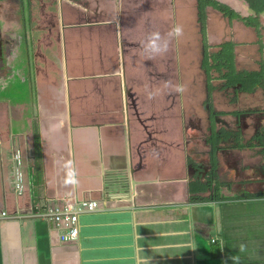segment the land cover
I'll use <instances>...</instances> for the list:
<instances>
[{"label": "crops", "instance_id": "1", "mask_svg": "<svg viewBox=\"0 0 264 264\" xmlns=\"http://www.w3.org/2000/svg\"><path fill=\"white\" fill-rule=\"evenodd\" d=\"M148 2L0 0V264H264V164L207 144L197 0L176 38ZM69 199L100 204L76 242L31 217Z\"/></svg>", "mask_w": 264, "mask_h": 264}, {"label": "flooded vegetation", "instance_id": "2", "mask_svg": "<svg viewBox=\"0 0 264 264\" xmlns=\"http://www.w3.org/2000/svg\"><path fill=\"white\" fill-rule=\"evenodd\" d=\"M216 1L238 13L242 20L238 18L231 19L214 7L207 6L206 31L209 23L208 10L212 8L218 11L222 20L226 21L229 26L237 24L239 27H243L247 33L250 32L248 35L253 33L257 37L262 36V31H264V0H236V3L222 0ZM240 10L247 14H242ZM213 16L215 15L210 17L211 22H215ZM256 20L260 24L259 28L250 25V23H255ZM225 42L234 43V72L229 70L218 71V61L213 59L208 61L207 68H203V61L206 54L209 53L208 49L205 50V47L203 51L201 67L207 87L204 109L208 112V128L214 127L218 129L217 132L212 129V136L208 138L209 141L207 139V144L212 149H221L222 152L226 151L229 162L255 159L264 164V42L260 40L257 42L261 56L258 59L259 61L257 60L255 64L246 63L242 65L240 64L241 62L238 63L237 61L236 47L239 44L232 40ZM207 45L209 48L208 42ZM214 53L216 52H212V54ZM242 61L249 60L242 58ZM215 82L216 85L214 84ZM215 90L219 92L216 99H214ZM215 139L221 143L222 147L214 145ZM241 152H248L249 154L242 158L239 155ZM210 155L212 163L210 174L212 175L211 177H215L216 175L214 174L217 173L218 168V157L215 156L213 150Z\"/></svg>", "mask_w": 264, "mask_h": 264}, {"label": "rangeland", "instance_id": "3", "mask_svg": "<svg viewBox=\"0 0 264 264\" xmlns=\"http://www.w3.org/2000/svg\"><path fill=\"white\" fill-rule=\"evenodd\" d=\"M147 2V0H145ZM150 2H148V5H145L143 8L146 10L149 9H153V10H157V17L159 19V24L161 29H163V31L170 33V31H172V27L173 30L175 29V25L173 24V10H172V6H171V2H169V0H157L156 2L152 3L151 0H149ZM222 1H226V2H232V3H236V0H222ZM187 4V3H186ZM148 7V8H147ZM239 10V9H238ZM240 12L244 15H246V12H243L240 10ZM148 14V18H150L151 16V12H146ZM208 15L213 16V18L215 19V22H210L209 24V33L211 36H214L215 33H220V37H223V40H226L228 37L230 38V36H233V32L236 33L237 35V39H241L240 42V46H241V51L242 52H247L248 53V57H249V61H242V59L240 60V64H246V63H252L255 64L257 62L258 59H260V53L258 51V45L257 42L260 40L261 42H264V31H262V36L261 37H257V35L251 33V35H248L249 33L245 32L243 27H239L237 24H232V25H228L226 23V21L222 20L221 15L218 13V11L210 8L208 10ZM210 16V17H211ZM182 20V21H181ZM217 20V21H216ZM182 25H183V32L186 34V36H188L192 31H191V27L195 29V24H192V20H190V18L188 17H184L182 19H180ZM221 22L223 23L222 25ZM199 23V22H198ZM199 28H200V35H201V39H202V46L205 47V43H204V39H203V35L201 33V25L199 23ZM218 31V32H217ZM207 32V31H206ZM207 33H206V37H207ZM239 36V37H238ZM225 37V39H224ZM174 38L175 37V32H174ZM208 40V39H207ZM223 40H221V42H223ZM228 40V39H227ZM171 41H173V38L171 39ZM208 42V41H207ZM204 43V45H203ZM213 43V42H212ZM209 44V43H208ZM212 49L213 47H211V45H209L208 48V54H212ZM196 49L193 48V51L191 52L192 55V63L193 65H196V63H198L199 60V54L196 53ZM191 59V58H190ZM259 61V60H258ZM255 66V65H254ZM194 67V66H193ZM226 96V95H225ZM229 97V96H227Z\"/></svg>", "mask_w": 264, "mask_h": 264}, {"label": "built area", "instance_id": "4", "mask_svg": "<svg viewBox=\"0 0 264 264\" xmlns=\"http://www.w3.org/2000/svg\"><path fill=\"white\" fill-rule=\"evenodd\" d=\"M17 164L15 171L16 181L15 188L18 194H23V175L20 171L22 165V157L20 152H17L14 156ZM100 204L97 200H76L71 199L64 200L62 203L52 207L38 208L36 213H33L31 217L40 218L53 223L54 227L60 232V240L62 242H76L79 239L80 227L79 217L85 212H93L99 208ZM9 218V214L5 210L0 211V221Z\"/></svg>", "mask_w": 264, "mask_h": 264}, {"label": "trees", "instance_id": "5", "mask_svg": "<svg viewBox=\"0 0 264 264\" xmlns=\"http://www.w3.org/2000/svg\"><path fill=\"white\" fill-rule=\"evenodd\" d=\"M198 9V22L201 25V33L203 35V41L205 43V50L208 49L207 40H206V8L207 6H212L215 9L223 12L226 16L232 18L241 19V16L235 11L231 10L229 7L219 3L216 0H198L197 2ZM250 25L259 28L260 24L256 20L255 23H250ZM213 59L214 61H218V71L223 72V70H229L234 72V64H235V53H234V43L225 42L220 45L219 52H216L212 55L206 54V57L203 61V68H207L208 61Z\"/></svg>", "mask_w": 264, "mask_h": 264}, {"label": "clouds", "instance_id": "6", "mask_svg": "<svg viewBox=\"0 0 264 264\" xmlns=\"http://www.w3.org/2000/svg\"><path fill=\"white\" fill-rule=\"evenodd\" d=\"M174 32H175V35H176L177 37H179V36L182 34V29H181L179 26H177V27L174 29Z\"/></svg>", "mask_w": 264, "mask_h": 264}]
</instances>
